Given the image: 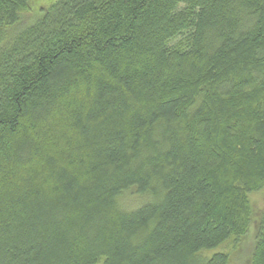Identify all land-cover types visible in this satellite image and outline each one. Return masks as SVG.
Returning a JSON list of instances; mask_svg holds the SVG:
<instances>
[{
  "label": "trees",
  "instance_id": "obj_1",
  "mask_svg": "<svg viewBox=\"0 0 264 264\" xmlns=\"http://www.w3.org/2000/svg\"><path fill=\"white\" fill-rule=\"evenodd\" d=\"M31 3L0 0V264H229L206 253L264 187V0Z\"/></svg>",
  "mask_w": 264,
  "mask_h": 264
},
{
  "label": "rangeland",
  "instance_id": "obj_2",
  "mask_svg": "<svg viewBox=\"0 0 264 264\" xmlns=\"http://www.w3.org/2000/svg\"><path fill=\"white\" fill-rule=\"evenodd\" d=\"M57 0H32L31 8L33 12L26 14L27 23H36L41 18L40 9H49ZM43 15V12H42ZM139 201L128 202L130 206L137 205ZM253 209L252 224L246 236L240 240L231 239L220 248L207 252L206 255L212 258L216 253L226 252L230 255L229 264H250L256 240L264 226V187L251 195ZM101 264V263H100Z\"/></svg>",
  "mask_w": 264,
  "mask_h": 264
}]
</instances>
